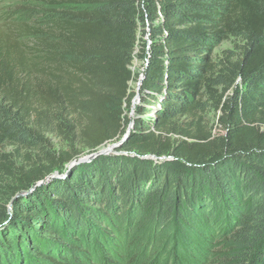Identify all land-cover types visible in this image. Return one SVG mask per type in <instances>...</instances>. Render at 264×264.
<instances>
[{
    "label": "trees",
    "instance_id": "16d2710c",
    "mask_svg": "<svg viewBox=\"0 0 264 264\" xmlns=\"http://www.w3.org/2000/svg\"><path fill=\"white\" fill-rule=\"evenodd\" d=\"M41 1L0 24V264H264V0Z\"/></svg>",
    "mask_w": 264,
    "mask_h": 264
},
{
    "label": "rangeland",
    "instance_id": "374dc122",
    "mask_svg": "<svg viewBox=\"0 0 264 264\" xmlns=\"http://www.w3.org/2000/svg\"><path fill=\"white\" fill-rule=\"evenodd\" d=\"M41 0H0V24L8 23L9 25H13L15 22L17 23L18 21L25 23L28 26H39L40 22L43 21V13L41 10H43L41 6ZM139 43L138 47L135 51L134 54V60L131 65V69L134 73V80L130 83V93L132 96L131 100V106H125V118L126 121L132 120L134 118V113L136 107L133 104L134 99L137 96V89H138V83L140 81L141 76L144 74V68H145V61L147 60L146 57H143L141 55L142 50V42L143 40L148 41V37L143 35V30L140 31L139 35ZM240 45V42H238L235 39H231L228 41L222 42L214 51V59L219 62L220 60H225L228 52H232L234 54H238V46ZM211 119L216 121L217 115H211ZM48 139L50 140L49 143V149L52 153L58 152L60 149L65 148L64 143L57 138L56 136L53 135H48ZM117 143V142H114ZM114 143H108L107 145H111ZM66 149V148H65ZM11 149H7V153H10ZM117 151V150H116ZM90 151L89 150H84L83 154L80 156H86L89 155ZM35 156V155H34ZM20 157V156H19ZM23 158L18 159L19 165L22 163ZM59 176V175H58ZM11 205H9L10 207ZM149 232L146 231L143 239L147 237V234ZM149 235V234H148ZM138 246V245H137ZM130 246L128 250L125 252H122V254H119V256L123 257H128L125 260H118V259H112L110 262H98L97 264H169L166 263L165 259L168 256V254H164L165 256L162 258L161 262H155V259L157 258L154 257L152 261H150L149 257H153L155 255V252L161 255L162 252H164V247L158 246L156 247L155 245H152L153 248L145 247L142 248L143 246ZM149 249V250H148ZM148 250V251H147ZM154 251V252H153ZM139 253H142L135 262V255ZM144 253V254H143ZM158 256V257H159Z\"/></svg>",
    "mask_w": 264,
    "mask_h": 264
},
{
    "label": "water",
    "instance_id": "95a60500",
    "mask_svg": "<svg viewBox=\"0 0 264 264\" xmlns=\"http://www.w3.org/2000/svg\"><path fill=\"white\" fill-rule=\"evenodd\" d=\"M146 65H147V61H146ZM143 79H144V74L140 78V81L138 83L137 96H136V98L133 101V104H134L135 107L140 102V89H141V86H142V83H143ZM131 127H132V123L128 127L127 133L130 131ZM126 137H127V134L120 141H118L117 143H114V144H111V145H104V146L98 148L95 152L90 153L89 155H86V156H82V157L77 158L75 161H73L69 165V168L72 169V168H75L76 166H78V165H80L82 163L91 162L94 159H96V158H98V157H100L102 155L115 154L116 153V150H118V149H120L122 147V144L125 141ZM153 158L156 159L155 157H153ZM56 177H58V173L51 175L46 180H50V179H53V178H56ZM45 181L39 183L38 185L43 184Z\"/></svg>",
    "mask_w": 264,
    "mask_h": 264
},
{
    "label": "built area",
    "instance_id": "2783aa9c",
    "mask_svg": "<svg viewBox=\"0 0 264 264\" xmlns=\"http://www.w3.org/2000/svg\"><path fill=\"white\" fill-rule=\"evenodd\" d=\"M148 41H149V39H148ZM147 61V60H146ZM146 61H145V65H146Z\"/></svg>",
    "mask_w": 264,
    "mask_h": 264
}]
</instances>
